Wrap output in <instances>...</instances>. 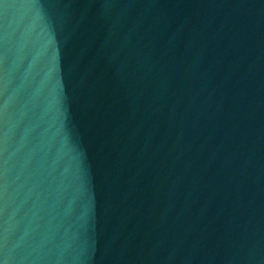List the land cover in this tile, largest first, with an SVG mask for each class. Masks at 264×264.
Returning a JSON list of instances; mask_svg holds the SVG:
<instances>
[{"label":"water","instance_id":"1","mask_svg":"<svg viewBox=\"0 0 264 264\" xmlns=\"http://www.w3.org/2000/svg\"><path fill=\"white\" fill-rule=\"evenodd\" d=\"M0 264H264V0H0Z\"/></svg>","mask_w":264,"mask_h":264}]
</instances>
